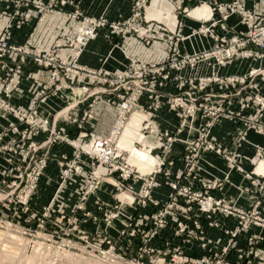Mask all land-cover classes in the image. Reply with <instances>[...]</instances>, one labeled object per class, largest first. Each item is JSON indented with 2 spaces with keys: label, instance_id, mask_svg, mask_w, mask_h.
<instances>
[{
  "label": "built area",
  "instance_id": "obj_1",
  "mask_svg": "<svg viewBox=\"0 0 264 264\" xmlns=\"http://www.w3.org/2000/svg\"><path fill=\"white\" fill-rule=\"evenodd\" d=\"M65 2L38 1L37 20L42 21L46 11ZM145 4L143 2L135 6L134 18L127 25L109 23L105 16L90 17L75 11L70 17L78 20L76 35L69 39L67 45L57 40L47 49L36 47L31 37L20 44L12 43L15 29L30 23V19L20 18L23 5H16L17 9L12 13L0 8V18H9L0 34V113H14L17 118V123L9 126L14 133L11 142L0 146L10 152L6 170L14 172L16 167L18 171L13 182L20 185L24 182L22 185L25 186L29 181L30 190L26 192L30 195L41 184L49 162H57L58 189L48 202L46 216L52 215V212L54 214V201L58 199L65 184L77 175L83 177L84 186L79 204L74 210L76 217L80 212L85 213L90 202L97 210L106 209V203L96 197L102 183L112 184L117 190L128 193L135 206L151 204L155 210L144 217L147 228H139L134 216L128 228L122 232V240L135 241L143 247L144 252L147 248L150 251L149 242L170 231L168 238L179 239L185 244L199 243L200 248L206 252V257L202 260L208 263L214 262V257H218L223 264H264V261L259 263L255 259L256 246L264 242V237L251 232L253 227L264 229V165L262 169L246 174L256 187L254 204L247 210L230 205L225 198H217L211 193L213 189H222L223 181L210 182L196 175V164L205 154L224 156L230 167L244 173L241 164L243 158L228 153L212 138L213 128L223 120L241 124L239 145L248 130L264 135V16L246 10L237 2L219 5L215 9L220 12L221 18L212 21L211 18L203 19V24L196 31L212 37L214 45L199 52L183 54L179 43L184 37L178 28V31L172 32L167 26H158L156 29L157 23L142 22ZM236 13L241 15L247 30L232 36L218 33L216 28L219 25L225 27L227 19ZM17 18L20 21L15 23ZM134 21L140 22L137 28L132 23ZM209 21L212 23L208 25ZM120 26L134 28L146 42L168 39L171 44L169 54L154 63L131 60L125 69L115 71L103 68L95 70L80 64L83 51L101 29L109 27L117 35L121 30ZM64 52L68 56L62 60L60 56ZM234 60H251L258 62L259 66L252 67L243 74L221 75L219 69ZM27 62L47 71L51 82L40 90L31 107L22 112L23 109L11 105L9 101L22 90L23 68ZM201 65L211 68V73L184 74V71L197 70ZM77 77L83 80L90 77V84L81 87L83 91L80 95L68 102L56 115L58 121L63 120L75 126V134L72 135L65 128L48 126L46 120L38 114L37 106L62 87V84L54 83L56 80L62 78L65 81H75L73 79ZM92 84L97 87L92 88ZM64 87L71 86L66 84ZM88 101V108L80 116H75L74 112ZM235 102L238 103V109L233 107ZM100 104L116 109L117 115L106 134L95 135L88 131L87 125L94 118L96 107ZM163 107L179 117L180 126L176 133L162 131L155 120L156 112ZM137 114L146 116L142 119L140 134L151 137L155 141L153 149L161 154L149 174L142 173L130 163L133 151L121 147V139ZM198 115L205 121L197 128V136L186 141V152L183 155L185 169L174 180L166 182L171 191L164 201H158L151 192L153 188L165 183L163 175L171 176L169 166L174 164V159L170 157L173 143L179 140L184 128L194 127ZM20 126H24V129H20ZM44 132L48 133L47 137L38 140L37 137ZM57 145L68 146L71 152L56 154L53 148ZM137 145L141 146L142 143L136 141L134 148ZM253 159L260 161L258 165L264 163V146H257ZM138 180H142L144 185L142 194L135 196L137 191L133 182ZM195 181L200 183L201 189L196 188ZM0 183L3 184V180ZM125 183L129 186L125 187ZM91 214L87 211L85 215ZM217 214L236 217L237 225L233 229H224L228 239L226 245L212 250L209 248L206 225L220 228V223L215 219ZM108 217L113 218L111 215ZM245 235L247 247L242 246L239 241ZM234 252L239 257L236 261L231 259ZM183 264L196 263L186 257Z\"/></svg>",
  "mask_w": 264,
  "mask_h": 264
},
{
  "label": "crops",
  "instance_id": "obj_2",
  "mask_svg": "<svg viewBox=\"0 0 264 264\" xmlns=\"http://www.w3.org/2000/svg\"><path fill=\"white\" fill-rule=\"evenodd\" d=\"M42 1L47 3L49 0H3L0 3L2 11L13 12L16 11V5L22 6V17H29L30 23L23 24L20 28L15 29V35L12 40L14 44H20L28 37H31L36 47L40 49H47L52 47L56 41H66L75 34L78 29V20L72 19L70 16L75 11L83 13V15L101 17L109 21V23H120L129 19L133 13V8L138 0H65L62 5L57 6L55 9H50L44 13V19L38 21L36 16L38 15L37 2ZM238 2L246 9L259 13L264 16V0H151L146 2L145 9L143 10L142 22L157 23L158 26H167L170 31L177 30L176 20L173 18L176 10L183 7H189L190 9H199L201 7H208V15L204 18L202 15L192 14L182 18L184 27L182 29V35L184 39L180 41L179 47L183 54H192L202 51L204 49L211 48L215 41L209 35L199 34L196 31L203 24V19L218 20L221 18V14L215 7L219 5H229L230 3ZM203 3V4H202ZM195 7V8H194ZM173 15V17L171 16ZM9 21L8 17L0 18V34ZM19 18L15 23H18ZM209 21L207 24H210ZM226 26L217 27V32L223 35L232 36L241 31H246L247 26L242 22L240 14L236 13L229 17L226 21ZM187 34V35H186ZM197 40V41H196ZM207 40V41H206ZM207 42V43H206ZM170 52V45L166 39L154 40L150 45L145 43V40L135 36L126 35L125 37L117 36L111 32L109 27H105L100 30L98 36L93 39L86 49L83 51L80 57V64L90 68L98 69L103 68L109 71L125 69L129 63L130 58H136L141 61H155L159 62L164 59ZM259 66L258 62L251 60H234L228 62L222 66L219 71L221 75H234L243 74L249 71L252 67ZM24 77L22 80V90L15 94L12 98V103L23 109H29L32 101L37 97L40 90L45 89L49 84V73L40 69L36 64L27 62L24 65ZM211 73V68L207 65H201L197 70H186V75H208ZM55 84L66 83L62 78H59L54 82ZM75 84V82H73ZM68 84V83H66ZM66 84H62L54 94L49 95L45 101L39 105V114L44 118L48 126H55L56 128H65L75 134V126L65 123L63 120H57L55 113L68 102L80 95L81 87L74 86L71 88L64 87ZM76 85V84H75ZM88 102H85L80 106V109L74 112L75 116H80L82 112L88 108ZM234 108L238 109V103L235 102ZM114 108L111 106L100 104L96 107L95 116L87 125V129L90 133L95 135L107 133L115 118ZM155 120L159 123L162 131L168 130L171 133H175L180 126L179 117L169 111L168 108L163 107L156 112ZM205 121V119L198 115L194 121L193 128H184L179 135V140L173 144L170 157L174 159V164L169 166L170 175L164 176L165 183L156 188L153 191V197L158 201H164L171 191L166 182L174 180L178 174L185 169V161L183 155L186 152V141H190L197 136V128ZM12 123H17V119L12 115L0 113V146L11 142L13 136H1ZM138 125H141L140 122ZM20 129H24V126H20ZM242 126L239 122L225 119L220 124L216 125L212 130V138L222 148L230 153L239 155L243 158V167L246 171L254 169V163L252 158L256 155L257 146H264V135L257 133L254 130H248L246 137L238 143L240 131ZM47 132L41 133L37 139L43 140L47 137ZM144 140V139H143ZM146 140V139H145ZM153 141V140H152ZM0 180L4 178L3 170L8 167V154L4 151H0ZM53 152L56 154L71 152L68 146L57 145L54 146ZM159 154H151V158L144 159L143 154L139 151L135 153L133 162L145 172H150L157 162ZM136 160V161H135ZM261 166V164H260ZM258 167V169L260 168ZM59 168L57 162L51 161L45 170L41 187L39 188V195L35 199H43L45 202H49L53 195V187H56L58 180ZM196 175L200 179L206 181H223V189H213L212 194L217 198H225L230 205H234L238 208L247 210L254 204V198L256 196V187L252 183V179L246 178L244 173H241L235 168L230 167V164L226 157L216 154H205L198 162ZM81 175L74 176L71 180L79 182ZM134 183V182H133ZM182 183H187L182 181ZM135 188L138 189L141 186V182L134 183ZM46 186V187H42ZM109 183H102L96 193V197L110 198L114 190ZM197 189H201V185L198 181H195ZM114 187V186H113ZM70 192V189H68ZM153 210L152 207H145L143 212L149 214ZM131 213L135 214V209H131ZM215 219L220 223V228H214L206 225L207 238L209 241V248L217 250L226 245L228 239L224 233V229H233L237 225V219L231 215L217 214ZM252 233L262 235L264 237V229L260 227H253ZM167 237L155 239V242H165L164 239H171L170 231L164 232ZM240 244L247 247V236L240 238ZM182 244L180 242L176 243ZM185 250L194 254H202L203 251L197 243H191L189 245H183ZM233 255L232 258H234ZM255 259L257 262H261L264 259V242L256 246ZM232 261H236L234 258Z\"/></svg>",
  "mask_w": 264,
  "mask_h": 264
},
{
  "label": "rangeland",
  "instance_id": "obj_3",
  "mask_svg": "<svg viewBox=\"0 0 264 264\" xmlns=\"http://www.w3.org/2000/svg\"><path fill=\"white\" fill-rule=\"evenodd\" d=\"M148 1L151 0H138L134 5L131 17L125 21H121V24L127 25L128 21H131L134 18L135 6L138 3L140 4ZM197 11H194V9H190L186 6H182L181 8L176 10L174 17L173 15H171L176 20V26L181 34L184 27L182 20L183 17L192 14H198L207 17V7L206 12H204L203 14L197 13ZM132 23L136 28L140 24L139 21H134ZM120 27L121 30L117 34V36L125 37L126 35L131 34L140 37L134 28L130 29L128 26ZM152 34H154V32H152ZM74 35H76V32L70 37V40L72 39V37H74ZM70 40L68 39L66 41H62L61 43L67 45L66 43H68V41ZM154 40L150 42L145 41V43L147 45H150ZM166 40L168 41L169 45H171L169 40ZM67 56L68 53L64 52V55L62 57L60 56V58L64 60L67 58ZM131 60H136L142 63L148 62L141 61L136 58H130V62ZM154 62L155 61H150L149 63ZM63 80L65 81V79ZM73 80L75 81H72V79L66 80V83L71 86V89L74 86L83 87L84 85L90 84V77H86L85 80L77 77ZM73 82H75L76 85ZM92 82H95V80H93ZM66 83H59V85H64ZM91 86L92 88H94L96 85L92 84ZM80 90L83 91V88H81ZM52 94L54 93H51L50 95ZM9 103L15 106L12 103V99L9 101ZM39 105L37 106V110L39 108ZM64 107L65 106L61 107L55 113V115H57V113ZM24 110L26 109H23L22 112H25ZM114 111L115 121L117 111L116 109H114ZM4 113L12 115L16 118V115L14 113ZM138 115L140 114H137L136 116L138 117ZM137 117H133L132 121L135 125H138L137 122H140L141 125L139 126L141 127L142 121ZM11 131L12 129L10 127L4 130L1 139L4 136H14V133ZM146 134L149 133L146 132ZM130 140L134 142H143L141 146L137 145L135 147L132 155L130 156V163L135 165V167H137L138 170L142 173L149 174L153 169L150 172H145L141 170L140 167L136 165L133 162L134 160L132 159H134L135 153H137L138 151L140 152L141 150H146L142 153L144 159L147 157V153L149 155L148 158H151V154L153 153L161 155L159 152H157V150L153 149L155 141L149 136L139 135L136 132L133 134ZM121 147L125 150L131 151V149L133 148V143L126 146V139H124L123 136L121 139ZM0 151H4L8 154L9 162L10 152L8 150L1 149V147ZM253 158L252 162L254 163V169H252L251 171H246V169L243 167L244 175L249 179L251 178L246 174H251L254 170L258 171L262 169V166L264 165V163L262 162L261 166L258 165L260 161H257ZM198 162L196 166H198ZM241 164L243 166V163ZM259 166L260 168L258 169ZM7 170H3L4 178L0 180V182H2V180L4 182L3 184L0 183V264H183V261L186 257L193 259L196 264H223L221 260L218 259V257H214V262L212 263H208L202 260L206 257V252L204 250H202V254H196V252L195 255L188 253L183 245H189L193 242L185 244L179 239H164L165 242L158 243L155 242L154 239L149 242L150 251L148 252L147 248L144 252L143 247L139 246L135 241L132 242V240L129 242V240L127 241L126 239L122 240L124 236L122 232H125L134 216L139 228H147L148 224L145 222L146 220L144 217L148 214L143 212L142 209H144L145 207H152V211H154L155 208L151 204H139L138 206H135V203L131 201V196L128 193L117 190L113 186H111L114 190L113 195L110 198L103 199V202H105L107 205L105 207L106 209L102 211L97 210L90 202L88 204V207H86L87 209L85 213L80 212L76 217L74 210L78 206L80 201V195L84 186L82 181L83 177L79 180V182L74 181L72 183V180H70L61 190L58 199L54 201L52 208L54 209V214L52 212V215L50 214L49 216H46L49 203L43 201V199H35L37 195H39L38 191L41 187V184H39V187L36 191L34 190V193L28 195V192L30 190V182L28 181L25 186L22 185L24 184V182L21 183V185L19 183L13 182L15 181L16 171L18 170L16 169V167L14 169V172ZM139 182H141L142 184L138 189L135 188L134 184L135 191H137V194L135 196H140L142 194V187L144 185V182L142 180L134 181V183ZM128 186L129 184L125 183V187ZM53 189V192L58 189L57 183L56 187H53ZM68 189H70V192H68ZM155 189L156 188L152 189V194ZM133 208L136 211L135 214L131 213V209ZM87 211L91 212L92 214L85 215ZM62 213H64V215H62ZM110 215L113 216V218H109L108 216ZM62 216L64 217L62 218ZM166 236L162 235L161 237L165 238ZM177 242H180L182 244L177 245ZM197 244L199 245V243ZM233 255H235L234 258L238 260L239 257L237 256V253L234 252L231 255L232 260L234 259L232 258Z\"/></svg>",
  "mask_w": 264,
  "mask_h": 264
},
{
  "label": "bare ground",
  "instance_id": "obj_4",
  "mask_svg": "<svg viewBox=\"0 0 264 264\" xmlns=\"http://www.w3.org/2000/svg\"><path fill=\"white\" fill-rule=\"evenodd\" d=\"M207 7V6H206ZM206 7L204 6V7H201V8H199V9H196V11L197 10H199V11H197V13H201V14H203L204 12H206ZM207 10H208V7H207ZM208 15V13L206 14V16ZM205 18V17H204ZM208 18V17H207ZM187 35V34H186ZM197 41V40H196ZM207 41V40H206ZM207 43V42H206ZM137 117V116H136ZM139 120H141L142 121V119L144 118V116L142 115V114H140V115H138V117H137ZM132 124V125H131ZM130 125H129V128L125 131V133H124V139H126V146L128 145V144H132L133 143V148L131 149V151H134V145H135V143L136 142H134V141H132V140H130L131 138H132V136H133V134L136 132V133H138L139 135H141L140 134V130H141V127L139 126V125H135L134 124V122H132ZM143 143V142H142ZM146 150H141L140 151V153H143V152H145Z\"/></svg>",
  "mask_w": 264,
  "mask_h": 264
}]
</instances>
